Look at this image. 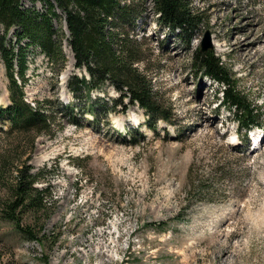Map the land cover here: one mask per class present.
<instances>
[{
    "label": "rangeland",
    "instance_id": "obj_1",
    "mask_svg": "<svg viewBox=\"0 0 264 264\" xmlns=\"http://www.w3.org/2000/svg\"><path fill=\"white\" fill-rule=\"evenodd\" d=\"M31 3L20 0L25 8L44 11L39 1ZM192 4L203 22L189 43L155 24L150 0L143 2L137 25L150 38L156 32L166 36L163 68L152 83L172 104L176 126L158 121L152 129L135 105L97 122L77 108V124L69 122L62 108L71 97L66 80L73 70L66 39L61 44L66 62L55 74L40 47L22 38L25 97L51 108L55 135L40 134L29 151V133L26 138L18 131L0 133V167H6L5 183L20 157L26 158L38 174L35 185L46 188L44 209L50 214L44 217L40 210L43 218L36 224L30 213L21 216V225L46 235L38 241L17 229L0 206V264H264V141L256 148L249 142L245 152L234 146L235 127L218 102L219 84L195 73L191 64L207 32L209 49L264 109V0ZM58 12L61 18L52 19V26L66 32ZM14 35L11 28L7 42ZM0 74L5 105L8 80L1 62ZM108 94L115 96L110 89ZM262 124L254 135L262 133L264 140V119Z\"/></svg>",
    "mask_w": 264,
    "mask_h": 264
},
{
    "label": "trees",
    "instance_id": "obj_2",
    "mask_svg": "<svg viewBox=\"0 0 264 264\" xmlns=\"http://www.w3.org/2000/svg\"><path fill=\"white\" fill-rule=\"evenodd\" d=\"M29 1L32 2L31 6L39 1L44 11L25 8L20 0H0V61L8 79L10 99L7 106H0L1 134L9 135L17 131L24 135L29 133V151L40 134L55 135L52 132L54 117L51 108L45 109L38 100L35 106H31L25 100V46L19 44L22 38L40 47L50 66H56L55 74L64 68L66 62L61 50L62 41L66 39L73 57V70L66 80L67 90L71 94L69 104L62 105V108H66L73 121L79 113L74 111L77 108L92 115L94 122H97L100 117L126 112L136 104L147 114L149 126L153 127L157 120L176 124L177 114L172 104L162 99L152 83V76L163 68L162 46L166 36L156 32L155 38H150L145 29L137 28L138 21L144 17L141 9L146 0ZM150 1L156 16L155 24L170 32L172 37L189 43L203 22L192 0ZM58 10L63 14L67 36L52 26V19L61 18ZM11 28H14L15 34L13 43L6 40ZM191 64L195 73L206 75L221 85L219 103L230 111L241 140L245 139L249 127L261 125L264 111L238 88L237 78L213 49L201 51L198 45L192 53ZM109 89L116 93L115 97L109 96ZM1 124L7 128L2 129ZM23 137L26 138V135ZM13 139L16 140V137ZM19 161L15 173H10V181L5 183L6 167H0V189L5 191L0 196V206L3 216L13 221L17 229L40 241L39 236L46 235H40V230L35 231L31 224L21 225V216L30 213L34 224L43 218V215H38L40 210L44 217L49 216L50 213L44 209L46 188L35 185L38 174L31 172L26 158L21 160L20 157ZM98 191L101 192L100 189Z\"/></svg>",
    "mask_w": 264,
    "mask_h": 264
},
{
    "label": "water",
    "instance_id": "obj_3",
    "mask_svg": "<svg viewBox=\"0 0 264 264\" xmlns=\"http://www.w3.org/2000/svg\"><path fill=\"white\" fill-rule=\"evenodd\" d=\"M207 42H208V37L206 34V38H205L204 42L202 43V48H201L202 50H206L209 47V44Z\"/></svg>",
    "mask_w": 264,
    "mask_h": 264
},
{
    "label": "bare ground",
    "instance_id": "obj_4",
    "mask_svg": "<svg viewBox=\"0 0 264 264\" xmlns=\"http://www.w3.org/2000/svg\"><path fill=\"white\" fill-rule=\"evenodd\" d=\"M258 38H259V37H258ZM256 39H257V38H256ZM262 40L264 41V39H262ZM262 40H261V41H262ZM257 41H258V40H257ZM254 43H255V42H254ZM259 43H260V42H259ZM262 43H263V42H262ZM218 44H219V43H218ZM250 46H251V45H250ZM66 47H67V46H66ZM247 47H248V46H247ZM242 49H243V48H242ZM66 50H67L68 52L70 51L68 47L66 48ZM248 50H250V49H248ZM242 51H243V50H242ZM244 51H245V50H244ZM254 51H255V50H254ZM248 52H249V51H248ZM243 53H244V52H243ZM243 53H242V54H243ZM246 53H247V51H246ZM242 56H243V55H242ZM0 75H1V74H0ZM1 77H2V76H1ZM1 77H0V78H1ZM263 141H264V140H262V141L260 142V144H262ZM221 253H222V252H221ZM221 256H222V255H221ZM226 256H227V255H226ZM229 256H230V255H229ZM223 258H226V257H223ZM223 258L221 257V259H223ZM221 259L219 260V262L221 261ZM222 263H223V262H222Z\"/></svg>",
    "mask_w": 264,
    "mask_h": 264
}]
</instances>
